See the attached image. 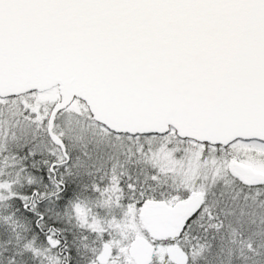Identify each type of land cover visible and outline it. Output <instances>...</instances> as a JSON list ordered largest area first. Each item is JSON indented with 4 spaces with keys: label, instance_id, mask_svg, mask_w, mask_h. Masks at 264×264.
<instances>
[{
    "label": "water",
    "instance_id": "obj_1",
    "mask_svg": "<svg viewBox=\"0 0 264 264\" xmlns=\"http://www.w3.org/2000/svg\"><path fill=\"white\" fill-rule=\"evenodd\" d=\"M52 89L60 101L46 132L65 159L53 126L74 100L117 135L264 143V0H0V99ZM202 197L173 209L147 202L145 221L195 210ZM129 253L151 263L144 240ZM110 256L102 245L97 263ZM166 256L188 263L177 246Z\"/></svg>",
    "mask_w": 264,
    "mask_h": 264
},
{
    "label": "rangeland",
    "instance_id": "obj_2",
    "mask_svg": "<svg viewBox=\"0 0 264 264\" xmlns=\"http://www.w3.org/2000/svg\"><path fill=\"white\" fill-rule=\"evenodd\" d=\"M59 101L60 95L57 89L35 92L32 95L23 94L11 99H0V154L4 151L0 156V162L3 164L1 166L6 165V177L13 170L11 155H15L17 151H23L29 142H34L37 149L48 147L51 153L47 157L53 158L55 162L61 161L59 152L50 147L46 137L49 113ZM93 120L88 108L79 100H74L66 110L58 113L55 117L53 133L64 142L69 151L67 153L74 162L70 170L79 168L75 162L82 156L78 147L81 146L91 165L103 166L108 163L114 170L122 171L126 176H135L137 180L145 181L146 185V177L154 174L155 178H150V189L148 186L146 187L147 193L152 196L151 202H163L172 208L178 202L183 201L184 197L181 195L184 192L182 190L170 191L166 187L173 184V187L178 189L183 180L188 182L191 179V181L198 179V185L203 186L206 185L209 175L218 178L221 177L222 172L229 173L241 182L250 184H257L264 180V160L257 159V156L254 158L241 156L234 160L226 158L224 156L226 152L221 149H219V154L216 149L204 148L201 145L185 144L181 146L182 144L178 142H171L170 137L162 139L154 136L140 138L117 135ZM236 147V149L231 148L229 153H238V148L245 147L264 155V146L261 145L237 144ZM164 149L167 151L164 152ZM171 152L178 154L179 158L173 163H165V161H169L168 155ZM52 154L53 156H51ZM46 165L48 166V164ZM4 177L5 174H2L1 180ZM1 180L0 203L3 198L9 196L12 189V184L3 183ZM164 181L168 183L164 184ZM191 183L187 184L189 189L195 185ZM130 187L129 184L127 192L132 191ZM115 188H119L118 183L115 184ZM193 192L205 193L203 190H199L188 191L186 194L189 196ZM104 197L107 202L102 200L96 207L88 208L87 212L78 210L73 213L78 221V223L76 221L73 223V225L76 224V228H73L72 224L67 221H62L60 217L54 216V220H51V222L58 223V231L66 240L67 250L74 253L78 260L85 261L86 258V264H92L91 257H95L100 251V246L106 243L112 249V256L107 264H134L129 256L130 245L142 232L144 234L141 238L146 239L154 250L152 264H167L165 254L169 244L174 243L181 248L178 235L183 227V219H180L177 225L158 222L155 224L154 230H151L150 224L142 221L141 210L137 209V211L135 210V219L137 220L132 226L125 221L126 215L110 214L109 205L106 204L116 203L122 198L131 197V195L118 196L115 193ZM89 205L88 203L86 206ZM118 208L121 210L122 205ZM131 214L129 213L128 219L132 218ZM63 217L66 219V215ZM0 220V249L7 253H0V264H18L15 259H12L13 254L11 255L12 249L18 243V240H15L18 235L7 224L9 222L4 221V214L3 216L0 214ZM229 225L236 227L238 223L237 221L230 222ZM84 249L87 250L86 253ZM25 250L32 251V253L34 251L33 255L38 257L40 264H48L53 255L44 248L42 243L35 246L31 242L27 243ZM191 251L194 253L193 249ZM87 254L89 257H85Z\"/></svg>",
    "mask_w": 264,
    "mask_h": 264
},
{
    "label": "trees",
    "instance_id": "obj_3",
    "mask_svg": "<svg viewBox=\"0 0 264 264\" xmlns=\"http://www.w3.org/2000/svg\"><path fill=\"white\" fill-rule=\"evenodd\" d=\"M34 93L26 94L32 95ZM11 98L14 97L7 99ZM81 103L84 105L83 102ZM93 122L97 123L94 120ZM101 126L104 127L103 125ZM167 135L130 137L145 138L154 136L161 137L162 139L170 137L171 142H178L182 144L181 146L185 144L201 145L204 148H214L218 153L219 149H221L226 152L224 155L226 158H233L234 160L239 159L241 156L252 158L257 156V159L264 160L263 154L245 147L238 148V153H229L231 148H237V144L264 146L262 142L237 140L227 147H221L181 139L173 129H170ZM46 137L50 143V147L57 150L56 145L51 142L48 135ZM165 151L167 150L164 149ZM22 158L16 155L11 157L13 171H8L10 174H8V177H6V165L3 166L5 177L2 178L1 182L12 184V189L9 196L3 198L0 203V214L1 216L4 214V221L9 222L7 224L18 235V237H15L18 243L11 252V255L13 254L12 259H15L18 264H40L37 256L33 255L34 251L33 253L29 251L30 249L26 251L25 245L30 242L34 246L39 243L44 244V236L42 231H40L43 230V227L47 228V226H51L54 230H59L58 223L51 222V220H54V216L60 217L62 221H67L72 224L73 228H76V224L73 225L76 221L73 215L75 211L81 210L87 212L88 208L96 207L102 200L105 202L107 200L104 197L106 195H97L93 192V171L90 168L91 164L87 166L83 164L81 168H77L76 170H70L69 165H67L68 174L65 176V179L61 177V171L65 169L63 166L61 168L55 167L54 174L50 176V179L37 175L30 179L28 177L27 160L24 162ZM177 158H179V155L171 152L168 155L169 161H165V163H173ZM45 160H48V163L55 162L53 158H46ZM43 161L44 159H42ZM16 167L20 171L18 178L13 175ZM211 176L209 175L206 185L203 186L198 185V179L194 181H191V179L188 182L183 180L178 189H175L173 184L166 187L170 191L182 190L184 193L181 196L183 197L186 196L188 191L203 190L205 192L206 202L202 206L203 212L197 214L200 217H197V221L194 219L191 221V223L195 222L194 224L190 222L185 223L178 235L181 248L188 254L187 264H264V180H261L259 184H250L241 182L235 177L230 176L229 173L222 172L221 177L218 178H214L213 176L211 178ZM151 177L155 178L154 174L146 177V187L148 186V188L150 187ZM190 182L195 185L189 189L187 184ZM165 183L168 182L164 181ZM151 197V194L147 193L146 189L145 195H132L127 199L122 198L116 203L106 204L109 205L110 214H119L121 216L124 214L126 215L125 221L127 223L130 222L134 226L136 221L135 210L137 211L144 200L150 201ZM87 202L90 204L89 206H86ZM121 205L122 209L119 210L118 206ZM23 206H27V209L30 208L37 214H40L42 219L30 217L28 211L23 210ZM208 212L209 214L204 215ZM129 213H132L133 219L131 217L128 219ZM63 215H66V219H63ZM235 221H237L238 225L231 227L234 225H229V223ZM34 222H37L40 228H36ZM76 222L78 223V221ZM150 229L154 230V227H150ZM50 234L54 235V231L50 230ZM143 234L142 232L140 237ZM46 248L53 254L50 257L49 264H60L61 257L50 248ZM191 249H193L194 253L190 252ZM0 253L7 254L1 251V249ZM85 257H89L88 254ZM82 258H84L83 255ZM63 259H65V264H77L80 262L86 264L87 261L86 258L85 261L78 260L71 251H69L68 258ZM91 260H93V257H91Z\"/></svg>",
    "mask_w": 264,
    "mask_h": 264
},
{
    "label": "flooded vegetation",
    "instance_id": "obj_4",
    "mask_svg": "<svg viewBox=\"0 0 264 264\" xmlns=\"http://www.w3.org/2000/svg\"><path fill=\"white\" fill-rule=\"evenodd\" d=\"M59 140L63 143L64 148H65V153L67 155V159H65L63 157V155H62L60 147L58 145H56L57 151L59 152V154L61 156V161L60 162L48 163V160H45V159L48 158L47 155L50 153V149L48 147L47 148L46 147H42L43 149H37L35 147V143L34 142H29L28 146L26 148H24L23 151L15 152L16 156H19L21 158L23 157L22 159H23L24 162L27 160V166H28V171H29L28 177L30 179H32L36 175L40 176V177L44 176V177H46V179H50V176L54 174V168L55 167L56 168L57 167L61 168L62 166L65 169H63L61 171V177L65 179V176L68 174L67 165H69V167H71L74 162H73L71 156L67 153L69 151H68V149H66V146H65L64 142L60 138H59ZM78 147H79V150L82 153V156L75 163L79 166V168H81L83 164H84V166L85 165L87 166L89 164V162L86 159L85 151L81 148V146H78ZM221 147H223V146H221ZM225 147H227V146H225ZM39 151H43V152H39ZM3 153H4V151L1 152L0 156H2ZM15 155H11V157H14ZM82 158H84V159H82ZM42 159H44L43 162H42ZM37 161H40V162H37ZM1 164H2V162H0V180H1V177H2V174H3V169H2L3 166H1ZM41 164H43V165H41ZM46 164H48V166ZM90 168H92V171H93V177H92V179H93V186H92L93 187V192L95 194H97V195H106V196L108 195L109 196V195H113V194L116 193V195H118V196H126V195H131L132 196V194L133 195L142 196V195H145V193H146V186H145L146 183H145V181H142V180L139 181V180H137V178L135 176H126V175H124V172L114 170L110 166V164H108V163L104 164L103 166H100V165H97V164H93V165H90ZM15 170H16V172H15ZM15 170H14V174L13 175L16 178H18L19 175H20V171L17 170V167L15 168ZM116 183L119 184V188L118 189L115 188V184ZM129 184L131 185L130 188L132 189V191H128L127 192V190H128L127 187H128ZM257 184H259V182ZM193 193H201L202 196H203L202 197V202H201V204L199 205L198 208H196L195 210H192V211L179 210L175 214V216H173L171 218H168L167 215L164 214L163 212H161V214H158V215H153V216L150 215L153 218H155V221L152 224L150 222L145 221V217H147V215H148L146 213V211H145V208L147 207V202L157 203V204H160V203H163V202H151V201H148V200L147 201L144 200L143 206H140L138 208V209L141 210V212H140L141 215L140 216H141L142 221H144L147 224H150V227H155V224H157L158 222H161L163 224H167L168 223V224H171V225L172 224L173 225H177L178 222H180V219L184 220L182 226H184L185 223L186 224L189 223V222L191 223V221L193 219L197 221V219H198L197 217H200V216H197V214L198 213L200 214L201 212H203L202 206L204 205V202H206V200H205V194L204 193H202V192H193ZM193 193H191L189 196L186 194L187 197H184L183 201H180V202L186 201ZM180 202H178V203H180ZM165 206H166V209L175 208V206L172 207V208H169L167 205H165ZM23 210H27L28 213L30 214V217H38L39 220L42 219V216L40 214H37L34 210H31L30 208L27 209V206H23ZM206 214H209V212L205 213L204 215H206ZM194 223H191V224H194ZM34 225H35L36 228H40V226H39V224H37V222H34ZM50 230L54 231V235L50 234ZM40 231H42V234L44 236V244H43L44 248L47 249L46 247H48L52 251L56 252V254L59 257H61L60 264H65L66 262H65V259H63V258H68L69 251L67 250L66 240H64L62 238V233L60 231H58V230L57 231L54 230V228H51V226H47V228L43 227V230H40ZM47 238H50L52 240L59 239L61 243L56 248L52 249L50 247V245L48 244V242H47ZM136 240H144V241H146L148 243V241L146 239H143L140 236ZM104 244H106V243H104ZM104 244H102V245H104ZM80 245H82V244H80ZM102 245L100 246V249H99L100 251H101ZM148 245H150V244L148 243ZM172 246H177V245L174 244V243H171V244H169L168 249L171 248ZM151 249L153 251V255H152V259H153L154 250H153L152 246H151ZM168 249H167V251H168ZM181 250L184 253H186L183 249H181ZM84 251H86V249H84ZM100 251L98 252V254L95 257H93L92 264H98L97 263V256L99 255ZM167 251H166V253H167ZM65 253H67V256H66ZM186 255H187V258H188V254L187 253H186ZM111 256H112V249H111ZM129 256L132 259V261L134 262V259L130 255V253H129ZM165 256H166V254H165ZM110 257L108 258V260L106 261L105 264L108 263ZM34 258H36V257H34ZM166 259L168 261L167 264H172L169 261V259L167 258V256H166ZM152 263H153V260H151L150 264H152ZM45 264H47V263H45Z\"/></svg>",
    "mask_w": 264,
    "mask_h": 264
},
{
    "label": "bare ground",
    "instance_id": "obj_5",
    "mask_svg": "<svg viewBox=\"0 0 264 264\" xmlns=\"http://www.w3.org/2000/svg\"><path fill=\"white\" fill-rule=\"evenodd\" d=\"M187 140V139H186ZM192 141V140H191ZM195 142V141H194ZM199 144H201V143H199ZM208 145V144H207ZM211 146V145H210Z\"/></svg>",
    "mask_w": 264,
    "mask_h": 264
}]
</instances>
